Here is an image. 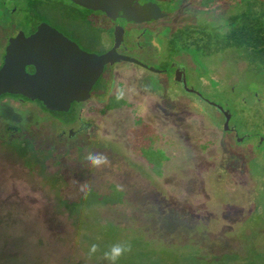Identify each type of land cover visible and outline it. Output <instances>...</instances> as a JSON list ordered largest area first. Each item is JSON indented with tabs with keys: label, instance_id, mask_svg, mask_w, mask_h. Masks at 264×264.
Returning a JSON list of instances; mask_svg holds the SVG:
<instances>
[{
	"label": "rangeland",
	"instance_id": "374dc122",
	"mask_svg": "<svg viewBox=\"0 0 264 264\" xmlns=\"http://www.w3.org/2000/svg\"><path fill=\"white\" fill-rule=\"evenodd\" d=\"M164 2L171 12L182 5L179 0ZM232 7L224 5L191 15L176 14L177 24H216L219 30L224 25L221 30L224 32L223 22L234 11ZM2 16L0 7V24ZM187 52L188 57L183 60L187 67L186 85L198 94L183 92L170 73L155 77L158 84L154 83L153 89L167 100L160 103L162 115L157 116L151 110L144 123L161 135L162 149L149 148V153L156 152L149 158L145 177L140 173L130 175V169L127 172L122 164L115 165L121 173L119 177L110 173L108 179L126 191V198L121 205L97 210L100 223L114 222L121 228V239L141 235L150 247L171 249L174 254L190 248L207 258L222 252H235L238 257L253 249L262 252L264 227L255 226L261 223L259 215L264 219V142L258 145L261 143L258 138L256 144L251 134L260 133L263 128L258 126V120L264 118V97L258 96L262 100L254 102L256 93L264 94L263 75L259 74L260 68L255 71V67H249L231 52L206 56ZM117 100L121 99L117 97ZM121 101L122 108L102 118L91 117L98 128L99 140L113 141L129 153L126 135L128 128H135L138 123L133 118L141 115L137 110L142 102ZM145 102L150 106L149 99ZM210 103L230 114L227 126L234 129L238 139L248 134L250 138L242 144L233 141L231 134L224 133L220 127L221 116ZM252 110L262 114L261 117L253 118ZM32 112L35 110L27 105L0 103V264H109L104 256L90 257L84 250L83 234L96 225L89 220L86 225L90 227H73L72 220L55 209L54 196L47 185H42L39 173L30 163L33 154L27 153L30 148L40 152V156L51 155L56 161L46 158L44 171L58 173L67 180L76 172L75 161L82 157L81 151L74 148L75 144L68 145L58 139L57 124ZM221 145L228 150H220ZM158 155L165 158L155 168ZM221 158L233 166L243 159V168L252 175L249 182L247 177L227 183H216L214 177V182L210 169ZM104 164L107 165L105 160ZM95 169L107 176L104 167L95 166ZM103 177L99 176L97 183ZM247 191L246 198L253 203L257 198L255 203L258 202L254 215L248 217L253 223L252 232L240 223L246 218L241 214L244 212L241 199ZM243 236L249 241L242 240ZM259 261L264 258L256 259Z\"/></svg>",
	"mask_w": 264,
	"mask_h": 264
},
{
	"label": "flooded vegetation",
	"instance_id": "af4514ba",
	"mask_svg": "<svg viewBox=\"0 0 264 264\" xmlns=\"http://www.w3.org/2000/svg\"><path fill=\"white\" fill-rule=\"evenodd\" d=\"M164 1H0V7L3 8V19L0 24V69L4 64L3 60L6 46L11 39L13 40L20 35L24 38H28L37 34L39 29L48 27L53 28L63 39L70 45H74L76 49L83 54L85 53L86 55L98 57L113 52L119 56H126L132 59V61L124 60L104 64L101 74L98 75L94 83L90 85L88 97L82 102H72L68 112L52 111L46 106H43L41 101L33 98H26L21 95L4 93L0 96V103L7 101L12 104L27 105L30 109L32 108V111L35 110L36 114L32 112L35 116H46L57 124L60 129L57 135L58 139L63 140V142L68 145L70 143L75 144L74 148L81 151L82 157H80L78 161H75V173L76 175L83 176V178H85L84 180L91 179L98 182V177H103V175L97 173L96 169L94 171L95 166L104 167L106 169L107 176L102 179L110 178V173L119 177L118 174L121 172L117 171L115 167L116 164H122L127 168V172L130 169L129 171L131 172L128 173L130 175L140 173L142 177H145L147 165L138 152L139 147L141 148L144 144L141 140H143V142L145 141L143 135L146 134V131L152 132L155 136L152 146H154L156 150L161 148L162 137L159 133H156V128L151 129L149 125L147 126V124L144 123V120L151 110L157 112V116L162 115L163 111L160 108V103L166 102L167 100V97L160 98L156 90L153 89V84H158L156 83L155 79L157 78L155 77H165L170 73L173 82L178 85L183 92L186 94H195L193 88L187 87L186 85L187 67L183 61L185 57H188L187 51L190 50L179 49L180 43L177 38L174 37L179 34L180 30L184 29V27H195L199 25H195L194 22H181L182 24L178 25L176 14L190 13L191 15L192 12L198 13L205 10L208 11L221 6L214 5L202 8L200 0H179L182 4L181 8L171 12V8H168ZM140 7H146L147 10L144 13H140ZM5 14L7 15L6 17ZM11 17L13 22L8 20V18ZM223 23L225 24V22ZM214 26L216 27L217 25L214 24ZM224 28L223 25L220 30ZM56 42L57 41L50 40V44L45 47L44 51L50 54L51 50L54 52L59 51L56 49L57 47L52 46ZM41 49L43 50V48ZM59 52L64 55L63 59L65 63H34L26 68L27 73L30 75L36 74L37 71L35 66H43L45 64L53 66H99L97 62H93L92 59L87 56L85 58L87 61L81 62L82 60H80L73 63L71 59L74 60V58L68 56V53L72 51L68 48L62 47ZM51 57V55L46 56L49 60ZM66 73L65 76L68 75V71H66ZM53 75L54 73L52 72L49 76ZM115 79H117V81ZM182 80L184 81V88L180 84ZM119 88L121 90H119ZM114 96H117L121 100L142 102L137 110L139 113L141 112V115L139 114L137 118H133L134 121L138 122H136L137 125H134L135 128L129 127L128 132L126 131L129 153L124 152V148L113 141L99 140L97 134L98 128L93 123V115H96L95 118L97 116L102 118L106 113L117 110H103L108 101L113 99ZM145 99H149L150 106L147 105ZM99 104H101L102 107H99ZM42 106L45 108L43 109ZM127 107H129V105ZM214 109L221 116L223 124V112L218 111L215 107ZM61 113L69 115L65 116L66 120L64 119L62 121L63 118L59 117ZM156 115L155 117H157ZM222 124L220 127H222ZM224 133L231 134L233 141H237V143L242 142V137L238 139L234 129H229L227 126V130L224 131ZM135 135L137 136V140L134 137ZM115 147H117V149ZM220 150L226 151L228 149L221 145ZM90 156L99 157L102 162L99 165H94L89 159ZM104 160L107 165L104 164ZM241 160L237 165L235 164L233 166V164L229 165V161H225L223 158L219 159L216 166L210 169L212 179L215 177L216 183H218V181L227 183V180L233 181L235 178L236 181L240 178L239 181H241L243 178L247 177L246 181L249 182L251 178L249 175L247 176L244 174V165H242L243 160ZM101 181L99 180V182ZM213 181L215 182V179H213ZM248 194V191L245 194L242 193L245 199L244 197L241 199L243 202L242 210H244L241 214L243 218L246 216L245 219L251 216V212H253V202L246 198Z\"/></svg>",
	"mask_w": 264,
	"mask_h": 264
},
{
	"label": "trees",
	"instance_id": "16d2710c",
	"mask_svg": "<svg viewBox=\"0 0 264 264\" xmlns=\"http://www.w3.org/2000/svg\"><path fill=\"white\" fill-rule=\"evenodd\" d=\"M200 5L202 8L214 5H231L234 6L232 8H234L235 12L233 11L225 17L226 31L224 32L214 25L208 24L184 27L174 37L180 43L179 49H189L200 56L224 52L234 53L246 65L252 68L255 67V71L256 68H260L259 74L263 75L264 80V0H200ZM258 93L255 94L254 102L262 100L258 99V96L264 97L262 96L264 94ZM123 106L124 102L117 100V96H114L113 99L108 101L103 110L119 109ZM42 108L44 109L45 107L42 106ZM261 115L253 110L251 112L253 118H260ZM65 116L69 115L59 114V117L63 118L62 121ZM258 122V126L263 127L261 128L262 131L260 133L253 132L251 136L254 137L256 144L259 143L258 138H260L261 143L258 145H262L264 142V118L259 119ZM145 133L143 138L146 139L144 142L143 140L141 141L146 145L143 144L141 148L139 147L138 152L140 155L145 156L143 158L146 159L145 162L149 169L151 161L149 158H151L152 152L155 153L158 150H152L149 153V148L153 147L155 136L150 131ZM241 137L242 144L245 142V138H250V135H242ZM27 153L33 154V157L30 158V163L35 166L39 173L42 185H47L53 194L55 209L62 214H66L72 220L73 227H90L86 225L89 220L96 225L94 229L86 230L84 232L86 234H83L84 250L90 257H105V253L109 252L112 246L121 245L129 250L124 252L114 264H264V261L256 262V259L264 258V251L256 252L255 249L247 252L242 257H238L235 252H222L207 258L206 255L199 254L191 248L189 251L179 254H174L171 249H168V251L167 249H154L148 245L149 243L146 240L142 239L143 236L141 235L121 239V228L110 220L100 223L99 211L97 212V210L103 206L121 205L124 198H126L124 189H121L109 179L105 178L97 183L91 179L84 180L83 176L76 175V173H72L69 179L64 180L58 176V173L52 175L47 173L46 170L44 171L46 158L55 160L51 155L40 156V152L33 151L30 148ZM164 158L159 155L155 158V161H157L155 168H158V162L160 164ZM151 165V168H153L154 164L152 162ZM57 171H60V169L58 168ZM244 174L252 177L246 168H244ZM256 185L258 186V183ZM256 199H254L252 204L253 210L256 206L258 207V202L255 203ZM251 213L254 215L253 212ZM259 216V222L261 223L255 227H264V219L261 218V215ZM240 223L243 227H249L248 229L252 232L253 223L251 220L247 218L244 223L243 221ZM92 233H96V235L94 236ZM242 240H248L247 236H243ZM92 245H96L95 252H90ZM262 249L264 250V247ZM108 262L113 264V261L108 260Z\"/></svg>",
	"mask_w": 264,
	"mask_h": 264
},
{
	"label": "water",
	"instance_id": "95a60500",
	"mask_svg": "<svg viewBox=\"0 0 264 264\" xmlns=\"http://www.w3.org/2000/svg\"><path fill=\"white\" fill-rule=\"evenodd\" d=\"M146 10V7L139 8L140 13H144ZM50 40L57 41L52 46L57 47L56 49L59 51L62 47L71 50L72 52L68 53V56L74 58V60L71 59L73 63L80 60H82L81 62L87 61L85 59L87 56L93 62H97L99 66H53L45 64L35 66L36 74H28L26 68L34 63H65L64 55L59 51L51 50V54L44 51L45 47L50 44ZM47 55L52 56L50 60L46 58ZM124 60L132 61L126 56L122 57L113 52L98 57L83 54L74 45H70L63 39L53 28L39 29L37 34L28 38L20 35L13 40L11 39L6 46L4 64L0 69V96L4 93L21 95L41 101L43 106L52 111L68 112L72 102H82L88 97L90 85L101 74L104 64ZM66 71H68L67 76H65ZM52 72L54 75L49 76ZM180 84L184 88L183 80ZM210 104L218 111L223 112L222 130L226 131L230 114L224 111L221 106L214 103Z\"/></svg>",
	"mask_w": 264,
	"mask_h": 264
},
{
	"label": "clouds",
	"instance_id": "9594fccd",
	"mask_svg": "<svg viewBox=\"0 0 264 264\" xmlns=\"http://www.w3.org/2000/svg\"><path fill=\"white\" fill-rule=\"evenodd\" d=\"M90 161L94 165H99L102 160L99 157L96 156H90L89 157ZM129 249L125 246L121 245H114L112 246L111 250L109 252L105 253V258L113 261L114 262L121 256L123 255L124 252L128 251ZM96 251V245H92L90 252H95Z\"/></svg>",
	"mask_w": 264,
	"mask_h": 264
}]
</instances>
